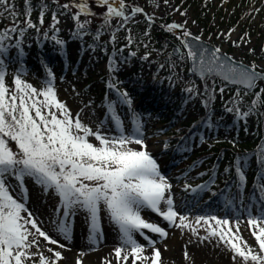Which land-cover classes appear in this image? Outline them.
Segmentation results:
<instances>
[{"label":"snow or ice","instance_id":"obj_1","mask_svg":"<svg viewBox=\"0 0 264 264\" xmlns=\"http://www.w3.org/2000/svg\"><path fill=\"white\" fill-rule=\"evenodd\" d=\"M96 4L105 9V28L110 27L113 18L121 20L117 31L136 14L144 13L141 7L129 6L125 0H96ZM47 7V4L42 3L39 25L44 23ZM60 7L67 11H71L72 7L77 9L71 17L75 21V36L82 38L88 34L87 28L91 20L81 22L80 19L81 16L96 15L91 11L88 0H70V3ZM129 7L131 15L128 14ZM31 13V0H25L24 27H21L19 13L15 11L14 5L9 0H0V18L5 17V14L12 18V26L0 30V264H60L66 259L63 256L66 245L43 230L27 206L30 193L25 183L26 178L40 186L45 195L51 193L58 197L59 207L56 211L63 219L57 224V231L66 241L71 240V229L67 224L69 217L82 210L90 221L89 242L96 244L103 235L101 212L102 209L106 211L118 229L120 243L114 249L117 264H129V260L131 264H163L162 253L156 247L157 241L147 233L155 234L161 239H167L169 233L158 223L147 221L142 216L145 209L155 213L169 226L188 229L194 235H198L199 227H203L207 235L200 239L215 240L217 246L224 245L233 253V261L239 258L242 264H264V208L261 209V215H249L247 219L258 250L248 245L239 235L242 222L240 218L230 222L227 218L211 215L196 216L194 220H190L175 209L171 195L172 184L162 175L157 160L147 150L142 118L133 109L134 101L130 93L121 89L122 81L117 76L114 75L107 85L116 99L109 100L106 109L107 118L114 124L118 134H110L104 128L103 121L94 130L83 122L79 112L74 116L66 103L58 98L55 76L51 69H47L48 79L40 89L22 78V69L14 75L12 86L7 84L4 57L11 48L18 50V56H23L21 45L25 33L29 29L40 31L37 24L33 23ZM145 16L151 26L152 17L147 14ZM59 23L57 14L53 13L51 28L55 32H59ZM182 27L173 23L167 29L173 31ZM231 31L234 30H230L229 35ZM14 35L18 38L14 43H9ZM44 35L49 37L47 32ZM180 35L189 37L191 33L184 30ZM100 36L101 30L98 29L95 40H99ZM50 39L61 47L65 43L56 35H51ZM111 39L115 41V32ZM128 39L131 42V37ZM195 39L199 40L200 37ZM232 43L236 47L240 46L235 41ZM184 47L188 49V59L194 62L193 71H198L202 79L206 81L209 77L221 76L225 82L240 86L232 100L234 105L243 101L241 90L248 95L256 88L259 80H264V70H258V65L229 63L228 58L220 55L219 48L209 52L206 48L193 49L187 42ZM176 51L179 52V49ZM131 55L135 56V52ZM121 70L116 60H109L110 73L116 74ZM185 91L194 93L196 89L190 87ZM215 91L214 87L211 91L205 87L201 93L207 97L203 101L205 106L215 99ZM224 91V88L219 89L221 95ZM119 105H126L132 114L130 134H126L125 119L117 111ZM262 105L264 88L255 93L247 111L242 113L239 107H227L226 110L235 112L237 119L245 120ZM93 139L96 143L92 142ZM257 162L264 168V147L257 153ZM236 165V174L240 186H243L246 173L240 166L239 158ZM225 171L229 169L226 168ZM259 179L264 181V175ZM206 188V184L197 188L185 185V190L193 192ZM258 190L261 193L260 199L264 201V182L258 185ZM136 234L146 241L147 246L138 242ZM148 247L151 248L150 256L145 254ZM45 250L51 255H45ZM82 255L84 254L81 253L80 256ZM184 258L190 259L187 251ZM76 264H82L79 257Z\"/></svg>","mask_w":264,"mask_h":264},{"label":"rangeland","instance_id":"obj_2","mask_svg":"<svg viewBox=\"0 0 264 264\" xmlns=\"http://www.w3.org/2000/svg\"><path fill=\"white\" fill-rule=\"evenodd\" d=\"M51 1L56 2V0ZM88 2L91 11L96 15L91 17L81 16V22L90 19L91 23L88 27L99 29L103 26L105 9L99 7L96 0H88ZM125 2L129 6H139L144 10V13L136 14L125 24L128 29L126 33L121 32L116 36V39L120 40L118 45L125 44L129 46L128 37H131V43L141 45L136 52L134 51L135 56L130 55L126 61L120 58V54L117 52L113 55H106L94 46L90 33L83 35L82 38L75 36V21L71 17L57 15L60 20L57 25L59 32H55L51 28L53 12L50 11L44 14L43 25H39L38 16L31 15L33 23L37 24L40 31L29 29V33L24 36L21 45L24 51L23 56L30 60L35 59L38 47L37 39L41 33L47 32L49 37L45 38L43 43L47 46L54 45L57 52L60 53H57L58 58L61 60L63 55L66 62H68L66 65L59 62L52 70L59 100L66 103L74 116L79 112L83 122L94 130L103 121L104 128L108 129L110 134L118 133L114 124L110 123L107 118L106 105L109 100H114L116 97L107 85L114 75L117 76L119 81H122L120 84L121 89L128 91L130 88L129 93L134 101L133 109L142 118L147 150L149 151L152 147L159 149L157 153H150L157 160L162 175L172 184L171 195L175 209L181 215L188 216L190 220H194L196 216L211 215L218 218H227L230 222H235L237 218H240L242 222L240 223L239 235L243 237L248 245L258 250L257 242L251 234L247 219L249 215H261L259 206L253 202L247 209L244 203L237 205L229 203L227 200L218 202L209 193V184L205 181L210 164L207 161L201 164H193L195 158L191 153L210 152L226 146L235 150L250 149L247 155L240 159V166L246 173V177L251 176L254 171L253 162L257 157V152L252 148L258 145L257 132L260 135L264 129V105L245 120L237 119L235 112H229L226 120L227 122L234 120L236 122L234 127L220 126L214 128L212 124L206 123L201 138L194 141V148L191 153L180 155V150L177 147L166 149L165 142L171 139L173 133L178 132L183 125L191 126L195 120H199L204 115L203 101L205 95H201V93L212 82L207 80L203 82L196 78L190 71L187 56L183 55V59H180L181 56H174L172 45L161 44L156 37L155 30L151 31L142 27V20L147 14V16L152 17V22L157 24H166V22H168L167 25L180 24L183 26L182 28L172 31L175 36L181 38L180 34L187 30L192 37H200V40L212 45L214 48H219L222 53L227 54L232 60L248 65L255 63L259 66L258 70H264V0H125ZM58 3H70V0H58ZM71 12L75 14L77 9L72 7ZM128 14L131 15V7H129ZM24 19L21 20L22 27H24ZM3 21L4 26L0 25V30L12 26L11 19L5 18ZM113 23L120 25L121 20L113 18L111 25ZM230 30L234 31H231L229 35ZM51 35H56L58 39L63 40L65 42L63 47L51 40ZM233 41L240 46H234ZM14 42L15 39L13 38L9 43ZM16 52L17 49L11 48L7 56L4 57L7 65L6 80L9 86H12L14 75L19 71L12 62ZM145 56H147V59H144ZM110 59L116 60L121 67L122 70L119 73L112 74L108 71ZM134 74L142 83H159L168 88L172 94L185 92L188 96L185 113L181 114L175 122L172 121L168 124L160 122L161 112L164 115L166 111L171 109L169 101L164 99L151 101L149 95L139 91L136 84H130L129 78ZM22 78L38 89L45 84V81H41L39 75L33 72L22 74ZM259 85H262L261 82ZM190 87H194L196 92L188 93L185 91ZM215 92H218L217 100L220 103L223 101L224 106L239 107L242 113L248 110L251 104L250 101L255 98V95L252 98L242 91L240 96L243 101L234 105L232 103L235 96L233 91L225 89L221 95L217 87ZM94 99L97 101H92ZM117 111L125 119L126 134H130L132 131V114L127 110L126 105H119ZM142 112L143 114H141ZM153 140H156V143H152ZM92 142L96 143L94 139ZM132 146L138 147L136 145ZM226 168L229 169L226 163L223 162L214 176V182H220L228 176L229 171L226 172ZM25 183L30 193L29 201L34 200L40 207H47L52 211L51 214L43 213L45 214L44 218L39 222L42 229L45 231L51 229L56 237L63 239V236L57 231V224L63 219L62 215L56 211L59 207L58 197L51 193L45 195L40 186L34 184L31 179L26 178ZM13 184H15V181H13ZM205 184L207 188L203 191L185 190V185L197 188V186ZM18 192L19 189L17 188ZM142 216L149 222L158 223L168 231L167 239H161L155 234L147 233V230H145L149 236L157 241L156 247L160 249L162 257L165 254L168 257L178 252V261L175 264H242L239 258L233 261V253L224 245L217 246L215 240L200 239L207 235L203 227H199L198 235H194L188 229L169 226L166 221H163L162 218L148 209L142 211ZM67 224L71 229V240L69 242L73 243L77 238L85 239V236L89 238L90 221L84 211L78 210L75 216L69 217ZM101 230L102 239L97 241L91 251L95 247H101L102 243L111 242V245L105 247L112 252L111 264H117L114 249L120 243L118 229L103 209L101 212ZM233 231H235V228H233ZM135 238L139 243L145 245L144 239L139 234H136ZM185 251L188 252L190 259L184 258ZM44 254L51 255L46 250ZM80 259L84 264V259ZM203 260L205 261L203 262ZM60 264H74V262L69 263L63 260Z\"/></svg>","mask_w":264,"mask_h":264},{"label":"trees","instance_id":"obj_3","mask_svg":"<svg viewBox=\"0 0 264 264\" xmlns=\"http://www.w3.org/2000/svg\"><path fill=\"white\" fill-rule=\"evenodd\" d=\"M9 3H13L12 5H14L15 11L19 13L18 20H19L20 26L22 27L21 20L25 18V0H9ZM42 3L47 4L48 6L45 13L50 11V12L56 13L57 15L68 16V17H72L74 15L71 11L64 10L62 7H60L63 4H60V3H57L51 0H31V7H32L31 15L34 14L35 16L39 17ZM5 18L12 20V18L8 14H5V17L0 19V25L4 26L3 19ZM142 22H143L142 27L156 31V37L161 44H164V45L166 44L167 46L171 45L172 43L179 44V36H175L172 31H168L167 29L168 22H166V24H157L155 22H152L151 26H149V21L146 17L142 20ZM117 26L118 25H115L114 23L110 25V27H107V28H105L104 26H101L99 28L101 30V36L99 40H95L94 38L95 33L98 29L88 27L87 33H90L92 36V39H93L92 44L96 46L97 48H99L101 51H103L106 55H113L115 52H117L120 54V58H122L123 60H127L128 57L130 56V53L134 51L136 52L138 50V47L141 45L134 44V42L133 43L130 42L129 46H126L125 44L118 45V42L120 41L119 39H115V41L113 42L111 39L113 32H115V35H116L118 33L120 34L121 32L126 33V30H128L124 25V27L120 28L117 31L116 30ZM28 31L25 33V35L29 33ZM39 36H40L38 39L39 45L35 53V59L30 60L24 56H18V51H17L13 58V64L16 65L17 70L20 71L22 69L24 74H27V72H33L34 74L42 77L44 81H46L48 79L47 69H52L56 65V63L59 62V59L55 51L56 48L53 46L52 47L47 46L43 43V38L45 36L44 33L43 34L41 33ZM13 38L17 39L18 37L14 35ZM23 39L24 37L22 38V40ZM129 80H130L129 82L133 84L136 83V85L140 88L141 92H145L146 94L148 93V95L150 96V99L152 100L162 99V98L170 99L171 101L170 104L172 106H171L170 112L167 113V115H165L162 118L161 121L163 123L165 124L170 123L171 121L177 120L179 118V115L183 109L182 108L183 103L187 99L184 93L177 94L175 95V97L172 95V97L174 98L171 99L170 91L165 87L162 88L158 83H155L154 85L142 83L139 81V78H137L136 75L130 76ZM211 82L212 84L207 86L209 91H211L213 87L214 88L224 87V89L230 90L236 93L238 89L237 87L227 86L216 79H212ZM257 88L258 89H256L255 92L249 93L248 95L254 98L253 95L259 92L260 89L264 88V83L262 87L260 88L257 87ZM217 95H218V92L217 93L215 92L214 93L215 99L212 100V102L208 106H206V114L204 115L202 120H199L198 122H194V124L191 127L185 125L181 128L180 132L173 134V140L171 141L172 144L175 143L173 141H177V140L181 141L182 142L181 146H184V147L187 144H190L193 141L192 139H194L196 135L201 134L204 124L206 122H211L215 126H219L221 124L226 127H229L231 125L235 126V122L227 123L225 121V118L228 116V111L224 107L223 101H221L222 103H220L219 100H217L218 98ZM256 136L258 139V145L252 148V150L258 151L257 150L258 147L260 148L264 146V129L260 135L257 132ZM249 150L250 149H246V148L235 150L228 146L222 147V148L220 147V148H217L215 151H210L202 155L201 153H199L197 160L199 161L208 160V163L210 164V168L208 169L209 176L214 174L215 171L220 168L222 162L226 163V166L230 169L229 175L221 184H218L217 189H220L222 187V189L220 190L223 191L221 192V194H223L227 189H229L233 185L232 192H235L234 197L236 196L241 197L240 188L242 186H240L239 179L236 174V166H237L236 161H237V158L241 159L242 157H245V155H247ZM253 166H254L253 168L254 173L252 176L249 177L250 184L247 187V191H248L247 200L249 201L253 198H257V193L259 192L258 185L261 183V180L259 179V177L261 175H264V168H261V165L257 162V160H255V162L253 163ZM235 179H238V180H235ZM223 186H227V187L223 188Z\"/></svg>","mask_w":264,"mask_h":264},{"label":"bare ground","instance_id":"obj_4","mask_svg":"<svg viewBox=\"0 0 264 264\" xmlns=\"http://www.w3.org/2000/svg\"><path fill=\"white\" fill-rule=\"evenodd\" d=\"M152 143H156V140H153ZM146 144V143H145ZM159 151V149L157 148H150L149 152L152 153H157ZM27 206L29 208V210L34 214V217L40 222L42 218H44L45 214H51L52 211L50 210V208L47 207H40V205L32 200V201H28ZM45 213V214H43ZM46 232H48V234L50 236H53V238H56L60 241V243L65 244L66 245V250L64 251L63 256L66 257V261L69 263H73L76 264V260L79 257L83 258L85 263L84 264H107V262H110V258L112 255V252L110 250H107V248L105 246L111 245V242H105L102 243L103 245H101V247L97 248L95 247V249H93V251H91V248H93V244H91L89 242V238L85 239H81V238H77L75 242L71 243L69 241L60 239L58 237H56L54 231L52 232L51 229H46ZM144 244L146 245V241H143ZM43 243V241H42ZM97 244V243H96ZM143 245V244H142ZM100 246V245H99ZM147 246V245H146ZM55 247V246H52ZM83 253L84 255L80 256V254ZM146 255H151V248L148 247L147 252L145 253ZM167 259V260H166ZM178 261V252H175V254L170 255V256H166V254L162 257V262L163 264H170L173 263L175 264ZM205 260H203L204 262ZM199 262V261H198ZM129 264H131V261L129 262Z\"/></svg>","mask_w":264,"mask_h":264},{"label":"water","instance_id":"obj_5","mask_svg":"<svg viewBox=\"0 0 264 264\" xmlns=\"http://www.w3.org/2000/svg\"><path fill=\"white\" fill-rule=\"evenodd\" d=\"M185 42H187V43H189L190 45H191V47L195 44H197L200 48L202 47V48H206V49H208L210 52L211 51H213L215 48H213L212 46H210V45H208L207 43H204V42H202V41H200V40H196L194 37H185L184 39H182V43L184 44ZM196 45V46H197ZM197 46V47H198ZM178 49V48H177ZM187 49V48H186ZM188 50V49H187ZM176 51V50H175ZM174 51V52H175ZM173 52V53H174ZM175 55H180L181 54V51L179 50V52H175L174 53ZM220 55L222 56V57H226V58H228V62L229 63H232V64H234V65H236V64H241V63H237V62H235V61H233L231 58H229L228 56H226V55H224V54H222V53H220ZM191 62V69H192V71H193V68L195 67V65H194V62L193 61H190ZM243 65V64H242ZM244 66H246V65H244ZM195 73H197V74H199V72L198 71H194ZM200 76V75H199ZM218 78H221V79H223L221 76H217ZM260 81V80H259ZM231 84V83H230Z\"/></svg>","mask_w":264,"mask_h":264}]
</instances>
